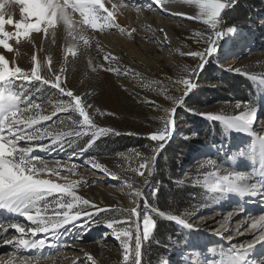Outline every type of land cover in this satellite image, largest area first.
<instances>
[{"label": "snow or ice", "instance_id": "6c2138e0", "mask_svg": "<svg viewBox=\"0 0 264 264\" xmlns=\"http://www.w3.org/2000/svg\"><path fill=\"white\" fill-rule=\"evenodd\" d=\"M170 2L171 0H148L146 6L149 8L155 6L163 12H169ZM182 2L195 6L198 9L196 14L189 15L183 11L170 12V14L196 20L206 25L207 35L202 32L193 33V39L197 43L202 40L205 46L195 51L177 49L181 56L191 57L198 63L191 71L187 66H184L182 72L186 75L182 74L175 80L169 77L168 85H162L160 81L153 82L158 85L159 92L165 94L171 102L170 107L162 108L161 105L148 101L162 113L154 118L158 121L159 126L149 131L144 137L154 142V146H145L149 149L148 153L135 148L129 149L127 153H117L120 158L129 161L127 168H122V170L130 171L141 178L139 186L128 182L127 179L124 180L127 187L132 190L129 193L132 198V206L124 209L111 205L102 207L79 195V188L87 181L83 178L70 180L67 175H61L63 172L75 175L76 169L79 167L75 162L67 163L57 159L54 164L50 165L45 159L32 155L37 150L64 151L66 145L71 147L82 136L90 137L86 145L88 147L101 137L125 134L110 127H100L94 117L97 114L103 116L114 115V113L101 112L98 108L90 113L89 110L93 106L87 103V94H81L70 88L66 75L69 58L75 62L80 49H88L91 46L92 36L89 30L95 33L115 28L121 33L125 32L117 19V9L124 5L112 4L110 10L105 6L103 0H28L27 5L25 0H3L0 2V47L9 53H16L11 59L10 66V60L3 52H0V73H2L0 74V213L18 214L34 225L26 231L22 224L9 223L7 228H4V233L13 229L19 235H14L11 238H4L0 235L3 244L15 245L16 252L36 250L42 254L45 247L59 248L60 235L69 232L71 230L69 226H75L76 221L84 220L80 227H85L90 222L99 226L102 222L94 221L93 218L103 213H112L114 215L107 218L103 222V226L110 229L114 238L120 243L121 264H143V244L153 236L158 219L175 222L189 230H199L194 228L182 214H166L151 202L157 199L160 192V185H153L151 178L155 172L158 154L164 150L175 133L176 109L185 107L186 97L197 87L195 81L198 80L199 74L218 53L220 41L226 36L236 33L235 26L223 30L222 24L226 10L234 7L238 0H182ZM17 6L20 18L14 19L13 13L6 11V8L15 9ZM76 12L79 13V19L73 18V13ZM6 25L13 26L15 31L5 30ZM58 28L63 29L66 40L63 46L64 62L56 70L53 67L51 54L41 61L38 58V53L46 51L44 42L49 36L52 37L51 43H56L55 36ZM135 31L132 29L127 34L131 36ZM160 31L163 32V29ZM33 33L36 35L34 36ZM37 36L40 37L39 43H37ZM165 39H167L166 34ZM13 40L16 42V48L10 43ZM22 41L31 44L34 49L31 55L32 66L29 69H24L16 63ZM96 47L99 51L104 52L99 41H96ZM104 60L108 63L105 71L113 72L118 76L133 75L135 78H141V74L135 72L134 69L113 67L114 64L118 65L119 57L111 52H104ZM88 66L92 73H96L98 68H103V65L93 66L91 59L88 61ZM42 69H46L47 75H42ZM234 71L239 73L241 70L237 68ZM46 87L55 90L58 94L55 98L47 100V103L51 105L49 114H43L47 109L32 98L35 93L44 91ZM141 87H149V85L141 84ZM169 87L181 91L182 94L167 95ZM63 97H67V99H63ZM22 105L25 106L22 107ZM241 107L244 108V111L231 117L198 113L193 109L186 110L205 119L223 121L224 126L229 130L251 133L254 144L264 148V136L253 132L255 124L258 122V108L238 101L235 108L240 109ZM61 113L64 116L58 121L47 124V126L41 123L52 121L53 117ZM260 125L261 131H264V121L260 122ZM65 128L67 130H64ZM127 135H137V133H127ZM45 140L48 142L45 143ZM22 142L26 146H21ZM221 150H223V145H221ZM84 151L85 149L81 148L79 153L74 152L68 159L74 161L76 156H83ZM245 151L243 150L241 154H244ZM132 161H136L135 167L132 166ZM84 163L112 179H121L116 172L101 163L96 157H89ZM206 163L214 165L216 161L208 159ZM258 164L260 166L259 175L255 179L259 182L264 180V154ZM255 171L256 168L253 169V172ZM209 177H215V179L210 180ZM252 179L251 175L246 176L239 172H230L223 176L209 173L205 176L204 184L205 187L218 195L239 193L241 195L256 196L259 194L264 196V184L260 183L257 187V184L249 183ZM49 212H51L50 215ZM115 214H118L119 218ZM227 222L228 217H225L221 227H225ZM240 227L241 225H238L237 229L239 230ZM247 231L250 233L258 231L259 234L253 241L246 245L241 244L239 248L232 245L231 254L240 259V264H257V261L250 260V257L255 246L264 243V215H260L258 219H252L251 223L247 225ZM29 233L32 237L42 235L45 238H25ZM217 235L220 233L217 232ZM48 241L52 242L48 243ZM80 251L84 252L83 264H97L91 253L83 249ZM183 255L182 253L177 264H181ZM21 264H31V258L21 257ZM74 264H79V261H74ZM166 264H172L171 260H168ZM188 264H191V260L188 261ZM259 264H264V260H260Z\"/></svg>", "mask_w": 264, "mask_h": 264}, {"label": "rangeland", "instance_id": "374dc122", "mask_svg": "<svg viewBox=\"0 0 264 264\" xmlns=\"http://www.w3.org/2000/svg\"><path fill=\"white\" fill-rule=\"evenodd\" d=\"M107 1L110 5H125L117 9V19L121 27L125 29V32L121 33L115 28L95 33L89 30L92 36V44L88 49H80L75 62H72V59L69 58V62L66 65L67 83L74 91L87 94V103L93 106L89 110L90 113L97 108L101 112L114 113V115L103 116L97 114L94 119L100 127H110L118 132L125 133L119 136L131 137L130 139L136 142L135 146L127 145L116 149L109 148L99 143L100 141L107 143L109 137L116 136L107 135L86 147L90 137L82 136L71 147L66 145L64 151L45 152L37 150L32 155L45 159L50 165L54 164L57 159L67 163L75 162L79 166L75 175L68 172L63 173L73 176L70 180L83 178L87 181L86 184L81 185L79 188V195L93 202L98 200L101 202L100 204H105V200L99 197L98 194L97 187L101 186L100 188H107L112 191L114 196L112 202L104 206L111 205L124 209L132 206V198L129 195L132 190L127 187L124 180L127 179L128 182L139 186L141 178L130 171L122 170V168H127L129 161L120 158L117 153H127L132 148L148 153L149 149L145 146H154V142L144 137L149 131L159 126L158 121L154 118L162 113L148 101H153L155 104L161 105L162 108L170 107L171 102L166 98L165 94L159 92L158 85L153 82L160 81L162 85H168L169 77L175 80L182 74L186 75V73L182 72L184 66H187L188 70L191 71L198 61L193 60L191 57L181 56L177 49L181 51L202 49L205 46L203 41L201 40L200 43H197L193 39V33L202 32L207 35L208 31L207 26L202 22L181 16L163 14L164 23L176 32L180 40L178 48L171 51L169 49V37L165 39V33L160 31L163 29L162 22L155 18L152 10H149L148 15L153 23L143 24L138 22L137 16L133 12L131 13L132 15L128 13L125 4L127 0ZM237 6H242L245 9V12H243L245 14L243 15L244 23L228 24L230 12ZM109 9L111 10V7ZM75 14L79 17L78 12ZM121 18L124 19V22L120 21ZM246 20L249 21L247 22ZM232 26L236 27L235 35L226 36L220 41L218 53L205 66L203 72L199 74L198 80L195 81L197 87L186 97L185 107L176 109L175 133L165 147L169 148L170 152L162 157L167 160H173L178 166V177L172 181L176 185L175 187L180 192L186 190L188 186L191 187L187 192L186 202L184 204L181 203L180 214L187 218L194 228L199 230H189L173 222L174 225L171 231L166 230L169 236L165 234L167 237L163 238L164 236H162L161 238V236L153 234L150 240L147 241V246L154 248L153 255L148 257L143 264H166L168 260H171L172 264H177V261L181 259L182 253L184 255L181 264H188V260L194 256H202L207 263L214 264L218 257L216 253L214 254L212 250H209L213 246L210 243L212 239H202L201 241L204 244H201L199 239L204 236L201 234L207 232V234L213 235L224 224L225 217L223 212L230 205L229 213L240 212L241 208L239 209V206L242 205V201L238 198H231L227 193L222 195L213 193L205 187V176L209 173H217L223 176L230 172H239L247 176L254 173V168H256L255 173L259 175L260 166L258 163L262 154H264V150L254 144L252 134L247 136L241 131L229 130L224 126L223 121L205 119L186 110L193 109L198 113H212L222 117H231L244 111L243 107L240 109L235 108V104L239 101L258 108L257 114L260 111V115L264 114V33H262L264 32V0H238V3L234 7L227 9L224 14L222 29L226 30ZM132 29L136 31L129 36L127 33ZM109 34H119L120 37L126 40L127 43H124L126 45L120 42L116 46L110 45L102 37ZM51 40V36L45 40L44 47L46 51H43V53L46 56L52 55L53 67L58 70L64 62L63 46L66 34L63 29H57L55 44H52ZM96 41H99L104 52H111L119 57L118 65L114 64L113 67L119 66L121 69H134L135 72L141 74V78H135L133 75L118 76L113 72L105 71L104 69L108 67V63L104 60V52L97 49ZM16 47L17 45L14 46V48ZM33 51L31 44L22 41L19 46V56L16 63L24 69H29L32 66L31 55ZM90 59L93 61V66L103 65V68H98L96 73H92L91 68L88 66ZM237 68L241 70L239 73L234 71ZM222 70L240 75L243 80L249 82L250 87L245 88L246 93L244 96L246 98L244 100H240L231 93L227 97L230 99H226L222 96V93H219L225 92L224 90L220 91L223 85H221L220 74L218 73ZM141 84H148L149 87H141ZM181 94V91H177L173 87L168 88L167 95ZM57 95L55 90L46 87L44 91L35 93L32 98L47 109L43 114H49L51 105L47 103V100L55 98ZM63 99H67V97H63ZM24 106L22 105V107ZM63 116L64 114L61 113L53 117L52 121L41 123L47 126V124L58 121ZM260 118L253 129V132L257 135H259V131L256 127L261 126ZM194 124H201L203 133L206 136L207 130H210V134L216 136L210 142L197 144L195 149L186 151L184 146L192 144L199 135ZM64 130L67 129L65 128ZM127 133H137V135H127ZM261 135L264 136V131L260 133ZM177 140L187 142L176 143ZM44 142L47 143L48 141L45 140ZM221 145H223V150H221ZM21 146L26 145L22 142ZM81 148L85 149L84 155H78L74 158V161H70L68 158L74 152L79 153ZM243 150L246 151L241 154ZM89 157H96L101 163L106 164L116 172L121 179H112L103 172L93 170L84 163ZM208 159H212L216 163L208 165L206 163ZM131 163L133 167L136 166V161ZM167 171L169 173L170 169ZM48 214L50 215L51 212ZM166 214L173 213L166 212ZM112 215L114 214L103 213L94 217V221L102 222L99 226L90 222L85 227H80L84 220H78L75 226H69L71 229L69 232H64L60 235L59 243H76L80 245L86 252L94 256L97 264H121L122 249L120 243L114 238L111 230L103 226V222ZM115 215L119 218L118 214ZM216 217H218L216 219L218 225L213 229L208 228L207 222ZM158 229H160V232H164L165 225L158 222ZM40 238L45 237L41 235L34 239ZM51 242L48 241V243ZM11 247L15 249L16 246L12 245ZM200 249H204V252L199 253ZM207 251L209 252L206 253ZM189 253H191V256H189ZM81 259L83 262L84 253Z\"/></svg>", "mask_w": 264, "mask_h": 264}, {"label": "bare ground", "instance_id": "6f19581e", "mask_svg": "<svg viewBox=\"0 0 264 264\" xmlns=\"http://www.w3.org/2000/svg\"><path fill=\"white\" fill-rule=\"evenodd\" d=\"M0 2H3V0H0ZM103 2L105 3L106 7L108 8L111 7L110 3L107 0H103ZM25 3L27 5L28 0H25ZM147 3L148 0H127L125 2L128 13L131 14L133 12V14L137 16L138 22L143 24L153 23L151 17L148 15L149 10H152V12H154L155 18L158 19V21L162 22L163 32L167 35V37H169V44H170L169 49L171 51H174V49L176 50V48H178L177 46L180 41L179 37L171 27H169L164 23L162 15L170 14V12H176V11H183V12H187L189 15H195L198 9H196L195 6L193 5H188L183 3L182 0H171L170 4L168 5L170 9L169 12H163L158 7L155 6L149 8L146 6ZM6 11L12 12L14 19L20 18L18 6L15 9L8 7L6 8ZM69 11H71V9H69ZM73 18L79 19L78 15L75 13H73ZM120 21L124 22V19L121 18ZM5 30L13 31V32L15 31L14 27L11 25H6ZM33 35L35 36L36 34L33 33ZM102 37L105 39V41L106 40L108 41L107 43H109L110 45L112 44L114 46H116L118 42L123 44L127 43L126 40L120 37L119 34H109L107 36H102ZM36 39H37V43H39L40 37L37 36ZM10 43H12L13 46L16 45V42L14 40L10 41ZM0 52H3L6 55V57L10 60V66H11V59L15 55V52L9 53L6 50H4L2 47H0ZM45 57L46 55L43 53V51L38 53V58L41 61H43ZM42 75H47L46 69H42ZM260 114L261 111L260 113L257 114V117L258 119L261 117L259 122H262L264 114L263 115ZM256 129L259 131V135L260 133L263 132L261 131V126L256 127ZM241 132L246 134L247 136H250L251 134V133H245L243 131ZM61 175H67V173L66 174L61 173ZM67 176L69 177V179L73 178V176L71 175H67ZM251 176L253 177V179L250 180L249 182L250 184L255 183L257 184V187H259L260 183L264 184V180H260L258 182L255 179V177L258 176L257 173L254 172ZM209 179L214 180L215 178L209 177ZM58 182L62 183L63 181H58ZM100 187H97L98 194L99 197L105 200V204H100L101 202H99L98 200L95 203L100 204L101 206L110 204L114 198L112 191H110L107 188H100ZM227 194L231 198L241 199L242 205L239 206V209L241 208L240 209L241 211L233 212L231 216H229V207L231 206L230 205L223 212L224 217H228L227 225L223 228L220 227L218 230L215 231L213 235L211 234L209 235L207 234V232H205L201 234L204 236H202V238L199 239L201 244H204V242L201 241L202 239H207V240L212 239L210 243L213 246L209 250H212V253L214 254L216 253L217 254L216 256L218 257V259L215 261L214 264H221V262L222 264H240V259L231 255L232 253L231 246L235 245L237 246V248H239L241 244L246 245L247 243L253 241L255 239V236L258 235L259 232L258 231L256 233L248 232L247 225L251 223L252 219H258L260 215H264V196H261L259 194H257L256 196H252L250 194L241 195L239 193H227ZM217 218L218 217L213 218L207 222L208 228L213 229L218 225V223L216 222ZM9 223L22 224L25 227L26 231L28 228L34 227V225H32L30 221H27L25 217H21L18 214L9 215L7 212L0 213V225H2V227H0V235H2L4 238H11L14 235H19V233H17L13 229H9L7 233H4V228H7V225ZM238 225H241L239 230L237 229ZM217 232H219L220 235H217ZM25 238L34 239L35 237H32L31 234L29 233L28 235L25 236ZM80 249L83 248L76 243H64V244L60 243V247L57 249L46 247V249L42 250V254L40 251H36V250L33 251L21 250L19 252H16L15 249H13L11 246L3 244V240L0 239V264H9V262H11V264H21V257H25V258L30 257L31 264H74V261H79V264H83L81 258L84 252L80 251ZM203 250L204 249H200V251L198 252L202 253L204 252ZM208 252L209 251H207L206 253ZM251 255L252 256L250 257V260H256L257 264H259L260 260H264V243L257 244L255 248L252 250ZM189 260H191V264H210L207 263V261L204 258H202V256H194Z\"/></svg>", "mask_w": 264, "mask_h": 264}, {"label": "trees", "instance_id": "16d2710c", "mask_svg": "<svg viewBox=\"0 0 264 264\" xmlns=\"http://www.w3.org/2000/svg\"><path fill=\"white\" fill-rule=\"evenodd\" d=\"M249 4V3H248ZM242 5V4H241ZM244 7L237 6L233 11L230 12V18L228 24H241L243 22V12ZM247 21V20H246ZM249 21V20H248ZM247 21V22H248ZM246 24V23H245ZM264 33V32H262ZM218 74H220L219 79L221 80V85H223V88H220V91L225 92H219L222 93V96L226 99L229 97L230 93L232 95H236L240 100H244L246 97L244 96L246 93L245 88L250 87L249 82L243 80V78L240 75L237 74H231L228 73L225 70L220 71ZM224 93V94H223ZM197 97V96H196ZM246 101V100H245ZM248 101V100H247ZM197 128V131L199 133L198 138L192 143L184 146V150L190 151L192 149H195L197 147V144L202 143H208L211 139H215L214 137L216 135L210 134V130H207V136L203 133V129L201 128V124H194ZM131 137H124V136H113L109 137L107 140V143H103L100 141L99 143H102V145H106L109 148H120L123 146H135V141H132L130 139ZM217 139V138H216ZM146 142V141H145ZM177 142L186 143L187 141H180L177 140ZM183 150V152H185ZM170 152L169 148H164L162 150L156 160L155 164V172L153 177L151 178V182L153 185L159 184L160 185V192L158 193V197L156 200L151 201L154 203L158 209L165 211L167 213H173V214H180L181 213V203L184 204L186 202V196L187 192L191 187H186V190L179 191L175 186V184L172 182L173 179H176L178 177L177 175V169L178 166L173 160H167L166 158H162L163 155H167ZM169 167V168H168ZM170 169V174L167 170ZM158 222L163 223L165 225V231L160 232V229H158ZM173 222L166 220V219H158L157 221V228L154 232V234H157L159 236H164L163 238L169 236L168 231L173 226ZM167 234V236H165ZM148 242L143 244V262H145L148 257H151L153 255V249L151 247H148Z\"/></svg>", "mask_w": 264, "mask_h": 264}, {"label": "clouds", "instance_id": "9594fccd", "mask_svg": "<svg viewBox=\"0 0 264 264\" xmlns=\"http://www.w3.org/2000/svg\"><path fill=\"white\" fill-rule=\"evenodd\" d=\"M0 74H2V73H0Z\"/></svg>", "mask_w": 264, "mask_h": 264}]
</instances>
